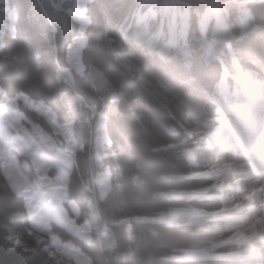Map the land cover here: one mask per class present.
Here are the masks:
<instances>
[{"label": "trees", "instance_id": "trees-1", "mask_svg": "<svg viewBox=\"0 0 264 264\" xmlns=\"http://www.w3.org/2000/svg\"><path fill=\"white\" fill-rule=\"evenodd\" d=\"M181 1L201 2L190 16L180 13V8L189 13L187 7L177 5L186 28L193 18L205 31L226 15V24L240 15L235 0ZM57 2L0 0V87L11 97L23 93L43 101L61 123L77 121L78 142L87 146L77 155L85 182L91 181L87 104L108 116L118 158L113 161L102 153L113 171L112 190L98 202L101 224L92 223V241L86 244L56 226L53 232L81 249L92 264H233L238 248L217 212L218 193L207 175L182 155L195 142L203 144L205 132L212 129L213 94L224 87L238 92L242 85L264 94V31L228 48V60L219 54V60L207 66L195 53L192 67H186L123 39L120 26L135 17L139 0H93L87 7L91 24L83 53L86 71L75 77L72 87L58 80V64L67 66V47L79 26L68 13L73 2L56 9ZM7 6L17 15L13 39L4 32ZM25 112L52 134L43 118ZM182 125L203 134L188 137ZM18 160L21 171L35 179L30 161L23 156ZM69 198L80 208V223L91 220L93 195L77 172L71 176ZM162 216L177 224L159 223ZM28 227L23 199L8 186L0 165V264H55ZM13 238L23 246L14 247Z\"/></svg>", "mask_w": 264, "mask_h": 264}, {"label": "rangeland", "instance_id": "rangeland-1", "mask_svg": "<svg viewBox=\"0 0 264 264\" xmlns=\"http://www.w3.org/2000/svg\"><path fill=\"white\" fill-rule=\"evenodd\" d=\"M74 1V8L71 10V14L73 17L79 22V32L80 35L73 38L72 43L68 46V54H67V62L70 65L69 67H62V69L59 72V78L61 80L67 81L69 83H72L74 81L76 74H84L85 66L82 64V53L83 48L86 45V40L84 35L85 26L87 23H85V18L89 20V18L86 16V5L91 0H73ZM153 0H143L144 5L147 6L146 11L140 12L136 17V30L133 31V35L135 38H139L141 34H143L141 27L145 28L147 26V23L150 20H157L159 15L158 11H161L163 6L158 8V2L157 5H148ZM172 6V5H171ZM168 8V7H167ZM169 11L172 7L169 6ZM245 11V8L243 9ZM169 17V25H170V32H167L162 28L159 30V34L152 32V37L150 39H154L155 37L171 39V40H179L178 39V30H177V19L175 15H170ZM150 36V35H148ZM146 40L149 38L146 37ZM202 44L206 45V49L214 50V47H210L208 44L205 43L204 40H202ZM213 56V54H211ZM5 97L0 95V108L5 105L4 103ZM253 99V98H252ZM256 102L257 99H253ZM10 101V100H8ZM235 102H243L246 101L243 98H237L234 100ZM18 103V102H17ZM246 103V102H245ZM31 106H34V104H31ZM236 108V105H234ZM257 113L261 114L263 117L261 120L264 121V103L258 104L257 106ZM239 111L244 110L243 106L237 107ZM47 110V109H46ZM93 110V117L90 120V129L92 133V144L90 145L89 149L91 153H93L92 161L97 169V172L94 174V180H93V194L97 196L99 199H103L105 195L108 193V191L111 189V170L109 167L104 165L103 162V156L102 152L106 150V148L111 144V141L108 138L107 135V117L100 115L97 112L96 107H92ZM249 112L251 109H247ZM247 111V112H248ZM11 113V111H10ZM254 113V109L252 111ZM44 114H47L46 111H44ZM18 115V114H17ZM250 115V114H249ZM18 120L22 122L23 117L17 116ZM1 120V118H0ZM12 120V119H11ZM11 120H6L5 124L9 125L11 124ZM258 121V119H257ZM23 123V122H22ZM74 124L66 125V130L62 133L61 128L63 126H59L58 133H62V136L65 140V147L61 148L59 144H57L54 140V138L51 136L48 137H41L39 140H33L32 141V147H30L29 152L26 154L31 161L33 162V165L35 167V173H36V180H31L28 177H24L19 168L18 160L16 159V156L14 155L13 151H10L7 148L8 144H14V141L9 137L7 133L3 131V138H2V145L4 146L1 151L0 159L1 164L3 166L5 175L7 177V181L9 185L16 191L18 194L23 195L26 201V208L28 207V210L31 213V222L33 223V226L39 227L40 226V218H45L47 216L50 220L53 222H57L59 224H62L65 228H67L71 233L77 235V237L81 238L85 241L91 240V223L95 225H99L100 222V213L97 206L96 199L91 200L90 202V208H91V222L86 223H79L78 221V214H80V211L74 201H71L68 199V185L70 183V178L72 175V172L76 169V158L79 154V150L85 151L87 150L85 147H80L76 144V140L74 138ZM64 127V128H65ZM27 128L30 132L34 131V126L32 123H29L27 125ZM185 133L188 136H192L195 132L189 127L184 128ZM57 134V133H56ZM217 138V135L216 137ZM54 141V142H53ZM56 143V144H55ZM41 147L39 151H36V147ZM209 151H206V154H204L203 150H197L196 156H191L190 152L187 154L188 159L192 160L194 158V161L196 162L197 167L204 166L211 174L214 176V179L219 185V188L221 189V192L223 193L222 198L224 200V209H228L231 211V218L228 219V229L234 233V235L239 240L240 245L244 248H246V255L250 252L251 248L255 247V242L253 241V236L255 235L254 229L250 228L253 222V218L250 220H247V217L237 216L239 221L246 220V225L238 224L236 225L237 228H233V217L237 214L239 211V206L242 207L243 210H247L249 205L244 202V200H241V195H239V191H237V188L235 186V189H230L232 186H234V183L236 180H234V177H238V183H242L244 187H241L240 185L239 189L240 191H244L247 196L250 198V203L253 204L254 207H256L257 202L262 200L260 198H255L253 195L255 193V190L252 188H249L247 186L250 185L249 180L246 179L244 176H239L231 173H228L225 171V168L231 167V166H225L226 163L218 162L217 158L215 157L213 160V157L216 152H214L210 145L207 147ZM22 152V150H20ZM195 154V153H194ZM198 158L199 160H195ZM213 161V162H212ZM223 166V167H222ZM209 172H207L209 174ZM244 180V181H243ZM46 190V195L50 196L51 198L49 200H45V202L40 200L39 194L37 189L43 188ZM88 188V187H87ZM89 189V188H88ZM232 193V194H231ZM241 197V198H240ZM252 197V198H251ZM252 199V200H251ZM235 200V201H234ZM48 201V202H46ZM234 201V202H233ZM67 202V204L70 205L69 209L71 211L73 210L77 216H69L67 212V207L64 206V204ZM40 203H47V205L42 207L41 213H39V206ZM64 210V211H62ZM261 216L262 212H259ZM65 216V217H64ZM264 217V216H263ZM66 218V219H65ZM243 219V220H242ZM160 221L166 222L168 224H174L176 221L168 216H162L160 218ZM90 223V224H89ZM240 225V226H239ZM235 227V226H234ZM260 227H257L259 229ZM42 231H45L44 228H41ZM253 229V230H251ZM51 248L53 249V254L63 257L67 260V262H70L71 264H91L90 259H88L87 255L85 253H82L81 250H79L73 243L64 241L62 238H60L58 235H52L51 239ZM253 257V256H252ZM259 257V256H258ZM250 258V257H249ZM248 258V262L252 264L251 260ZM260 260V259H259ZM262 260V259H261ZM247 260L243 262V264H249Z\"/></svg>", "mask_w": 264, "mask_h": 264}, {"label": "bare ground", "instance_id": "bare-ground-1", "mask_svg": "<svg viewBox=\"0 0 264 264\" xmlns=\"http://www.w3.org/2000/svg\"><path fill=\"white\" fill-rule=\"evenodd\" d=\"M158 52L160 54H166L168 52V50L161 49V50H158ZM246 113L247 114H245V115L248 118V123L251 127L252 137L256 138L253 149H257L258 146L264 145V126L261 123V121H259V120L257 121V118L250 116L249 112L246 111ZM209 144H210L211 149L214 152L218 151L215 153L213 160L216 157L218 159L217 160L218 162L226 163L225 166H234L235 169H238L239 170L238 172L241 173L240 174L241 176H246L248 178H251L252 184L250 185V187L255 190L254 197H257V198L263 197V199H264V182H262V180H257L256 172H254L255 170H254L253 164L248 160V158L239 149L237 142L233 138H231V136L228 133H225L222 127H219L217 129V138H215ZM209 152H212V151H209ZM186 159L189 160L188 158H186ZM235 183H237V182H235ZM238 184H240V183H238ZM241 187H244V186H241ZM244 188H246V187H244ZM243 192L244 191H239V195H241L244 202L247 203V205H248L250 198H249V196H247ZM262 209L264 210V204L262 206H259L256 208L253 205H251L249 208V212H250L249 215H252V216L243 215V217L244 216L247 217V220H250V219H252V217H254L252 222H254L255 220H258V222H260L259 226L262 229L260 231L259 230L254 231L255 236L259 235L258 236L259 238H257V243L259 242V240H264V217L261 218L260 213H259L262 211ZM238 217L237 216L233 217V224H232L233 228H237L236 225H238V224H242V226H243V224L246 223V220L240 222ZM252 224H254V223H252ZM251 226H253V225H251ZM250 228H252V227H250ZM251 230H253V229H251ZM251 253H252L253 257L250 256L249 259L251 260L252 264H264V256L259 255V257H258L256 255H253L254 250H252Z\"/></svg>", "mask_w": 264, "mask_h": 264}, {"label": "crops", "instance_id": "crops-1", "mask_svg": "<svg viewBox=\"0 0 264 264\" xmlns=\"http://www.w3.org/2000/svg\"><path fill=\"white\" fill-rule=\"evenodd\" d=\"M1 95H3V94H1ZM6 99H7V101L10 100V102L9 101L6 102L8 104L6 105V107L4 109L0 108V116H1L0 128L1 127H9L10 126V124L9 125L5 124V121L6 120H11L12 117L15 114H17L16 106H17V102L19 100H22L25 104H27V102H26L27 99L25 97H23V96H19L17 99H9V98H6ZM10 108H12V111H11V113H8V110Z\"/></svg>", "mask_w": 264, "mask_h": 264}]
</instances>
